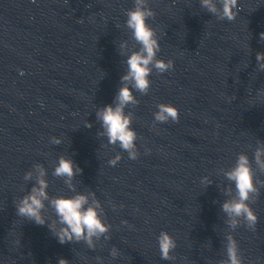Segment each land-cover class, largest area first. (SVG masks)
Masks as SVG:
<instances>
[{
  "label": "clouds",
  "instance_id": "1",
  "mask_svg": "<svg viewBox=\"0 0 264 264\" xmlns=\"http://www.w3.org/2000/svg\"><path fill=\"white\" fill-rule=\"evenodd\" d=\"M148 5L149 0H134V7L125 13V27L130 32V39L135 41L131 46L128 40H123L119 44V54L126 57L124 62L127 70L121 76L120 87L113 102L99 107L95 113L96 120L101 124V130H98L97 136L106 137L108 144H118L128 153L130 160H136L139 157L136 145L137 133L131 127L134 114L131 111L127 113L125 111L129 105L135 107L140 103L134 96L133 90L147 95L151 86L149 77L153 69L157 73H165L174 67L173 60L165 61L157 58V53L160 51L159 37L156 30L147 22L149 18H155L156 13ZM201 7L221 21H233L239 12L238 0H201ZM260 41L264 42V32L260 33ZM137 44L140 47L135 50ZM256 62L257 70L264 71V52L256 53ZM156 107L158 111L153 113L154 122H179L180 111L173 104L159 103ZM84 126L91 128L92 124L86 121ZM50 143L59 145L62 143V138L50 137ZM145 151L151 150L145 149ZM121 159V154L117 152L108 163L116 166ZM254 163L255 168L249 156L241 152L235 164L230 169L223 170L224 177L235 185V194L231 186L225 190V195L229 198L221 206V211L227 217L225 223L233 230L242 223L249 230H256L258 216L250 204L256 202L260 195V187H264V182L257 178V171L264 173V143L255 148ZM81 173L82 169L71 157L60 155L58 163L54 165L52 176L63 179L67 189L74 195L52 196L48 192L47 169L43 164L36 163L23 177L26 182L34 181L30 191L15 201L14 206L16 215L23 220L41 226L47 225L59 243L84 242L89 249L94 250L96 241L101 237L110 239L111 225L105 222V209L96 198L95 191L81 193L76 190L73 179ZM201 184L207 188L212 184V180L204 176ZM48 208L54 212L55 219L46 215ZM50 219L51 222H49ZM157 239L161 259L175 260L176 257L172 255L177 247L174 237L167 231H161ZM226 240L227 259L220 261V264H243L239 244L232 233L226 235ZM110 255L113 258L118 257L119 252L115 246L111 248ZM96 259L103 264L101 257L98 256ZM58 264H69V261L59 258Z\"/></svg>",
  "mask_w": 264,
  "mask_h": 264
}]
</instances>
